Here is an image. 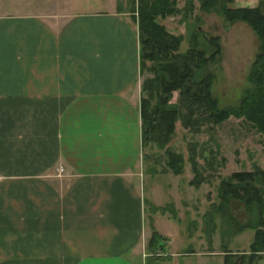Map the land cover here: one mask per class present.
Here are the masks:
<instances>
[{
  "label": "crops",
  "instance_id": "obj_1",
  "mask_svg": "<svg viewBox=\"0 0 264 264\" xmlns=\"http://www.w3.org/2000/svg\"><path fill=\"white\" fill-rule=\"evenodd\" d=\"M119 1L67 15L46 0H0V264L155 259L135 177L143 152L139 34ZM205 237L203 251L192 252L196 264L211 254ZM159 253L170 257L153 262L176 256Z\"/></svg>",
  "mask_w": 264,
  "mask_h": 264
},
{
  "label": "rangeland",
  "instance_id": "obj_2",
  "mask_svg": "<svg viewBox=\"0 0 264 264\" xmlns=\"http://www.w3.org/2000/svg\"><path fill=\"white\" fill-rule=\"evenodd\" d=\"M120 1L122 8L132 13L130 10L132 0ZM186 1L178 0V7L185 8ZM48 2L53 10L67 15L79 13L85 9L94 10L102 5L103 8L107 6L106 3H101L102 0H46V3ZM195 6L194 13L188 19L183 17V13H178L160 21L171 33L184 36L182 51L189 47L190 30L198 25L207 37L220 36L221 60L217 65L211 66L216 74L214 94L218 97L221 107L235 106L239 104L244 91L251 87L248 76L260 48L259 40L254 30L246 24H241L240 21L229 24L215 11L202 12L197 0H195ZM262 9L264 11V0H262ZM135 14L137 17L136 12ZM197 17H200L199 21L196 20ZM130 19L138 27L133 13ZM147 65L151 64L147 62ZM152 76L153 73L145 69L141 73L142 84L146 78ZM142 84L141 95L147 96V91L142 92ZM177 95V93L174 94V100ZM169 146L175 152L185 156L183 174L173 173L167 165L168 158L164 150L150 145L144 147L142 157L136 166L135 177H140L138 184L145 189L147 197V229L152 232V227L158 228L166 237L161 242V251L176 255L173 260L158 263L153 262L156 257L150 258L148 264H196L195 261L199 256L192 252H201L203 250L199 247L207 246L199 241V237L203 238L204 234L206 237L211 236L212 239L211 254L207 256V264H223L225 249L233 252H248L254 239L255 229L247 227L241 233H235L237 228L233 225L228 228L224 218L225 213L216 212L213 205L220 203L218 193L221 178L234 171L253 170L255 166L264 169V136L252 123L234 116L218 125H202L200 131L185 128L179 121ZM192 156L196 158L203 175H208L206 181L199 187L191 185L194 178L190 161ZM212 160L214 170L206 167V162ZM139 172L141 175L138 174ZM54 175L58 178L64 176V168L61 166L57 168ZM153 201L163 205L157 212L152 208ZM230 207L231 212L236 214L240 222L247 221L242 202L232 201ZM172 208L177 212L176 216L170 211ZM204 211L206 213L215 211L213 216L211 214L216 222L214 232L204 233L203 231L205 222L208 224L206 227H211L210 214H207L205 220L200 218ZM228 217L230 219L231 214ZM199 218L205 222L203 221L202 224ZM256 221L257 217L252 215L251 223L254 224ZM225 229L227 231L224 236L222 231ZM255 264H264V254L256 260Z\"/></svg>",
  "mask_w": 264,
  "mask_h": 264
},
{
  "label": "trees",
  "instance_id": "obj_3",
  "mask_svg": "<svg viewBox=\"0 0 264 264\" xmlns=\"http://www.w3.org/2000/svg\"><path fill=\"white\" fill-rule=\"evenodd\" d=\"M197 1L202 12L215 11L229 24L239 21L247 23L254 30L260 48L248 76L251 87L244 91L239 104L221 107L213 89L216 74L211 69L212 65H217L221 60L220 36L207 37L198 25L190 30L189 47L182 51L184 36L171 33L160 21L178 13H183V17L188 19L196 9L195 0H187L183 9L178 7V0L131 1L130 10L138 24L141 72L148 69L153 73V76L146 78L142 84V92H148L147 96H141L140 103L142 146L143 149L149 145L163 149L168 158L167 165L176 175L183 174L186 163L185 156L175 152L169 146L179 121L185 128L200 131L202 125H218L234 116L252 123L264 136V11L262 3L252 8L236 7L235 0ZM118 7L122 8L120 1ZM199 19L200 17L196 18L197 21ZM147 62L151 65L148 66ZM175 93L178 94L176 100H174ZM190 161L194 172L191 185L199 187L206 181L208 175H203L194 156L190 158ZM206 167L214 170V161H207ZM218 194L220 203L213 207L216 212L225 213L224 218L228 228L235 226L237 234L247 227L255 229L250 250L233 252L225 249L223 264H246V262L255 264L256 260L264 254V169L255 166L253 170L232 172L221 178ZM232 201L242 202L243 211L247 215L246 222H240L236 214L231 212ZM152 206L156 212L161 209L159 206ZM170 211L176 216L177 212L173 208ZM213 212L208 211L205 214V217L207 214L211 217V227H206L208 224L204 221L205 233L216 230ZM230 214L231 218L228 219ZM252 215L257 217L254 224L251 223ZM226 231L227 229L222 231L224 236ZM165 238L152 227L147 244V249L152 256L161 259L170 257L159 255V250L162 248L161 242Z\"/></svg>",
  "mask_w": 264,
  "mask_h": 264
},
{
  "label": "built area",
  "instance_id": "obj_4",
  "mask_svg": "<svg viewBox=\"0 0 264 264\" xmlns=\"http://www.w3.org/2000/svg\"><path fill=\"white\" fill-rule=\"evenodd\" d=\"M1 179H2V177H1V175H0V182H1Z\"/></svg>",
  "mask_w": 264,
  "mask_h": 264
}]
</instances>
